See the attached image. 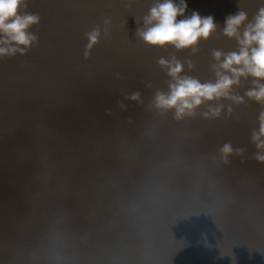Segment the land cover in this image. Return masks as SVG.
Segmentation results:
<instances>
[{
	"label": "water",
	"instance_id": "1",
	"mask_svg": "<svg viewBox=\"0 0 264 264\" xmlns=\"http://www.w3.org/2000/svg\"><path fill=\"white\" fill-rule=\"evenodd\" d=\"M161 2L21 8L40 19L30 46L0 43L18 49L0 55V264H264V148L253 140L264 102L247 96L264 80L240 77L180 118L155 104L175 82L161 58L179 61L181 78L231 77L220 65L240 45L225 19L246 13L242 38L264 0H185L178 20L197 11L217 25L185 49L138 35Z\"/></svg>",
	"mask_w": 264,
	"mask_h": 264
},
{
	"label": "clouds",
	"instance_id": "2",
	"mask_svg": "<svg viewBox=\"0 0 264 264\" xmlns=\"http://www.w3.org/2000/svg\"><path fill=\"white\" fill-rule=\"evenodd\" d=\"M27 8L26 0H0V33L6 37L0 43L14 42L16 45L28 47L37 37L30 35L28 29L31 25L39 23L36 14L21 12V8ZM187 8L185 0L180 4L174 0H163L155 4L145 17L146 28L138 32L143 41L152 46L164 47L173 45L177 49H185L195 46L203 38L207 39L216 30L214 17L211 15L201 16L193 11L190 17L178 20L184 16ZM246 13L239 11L230 14L225 19L224 34L228 37H236L240 45L238 52H230L220 65L221 69L232 73L231 77L217 71L215 83H201L191 77H180L183 65L179 61L169 62L161 58L158 63L168 68V75L174 83L169 84L170 91L165 94L159 92L155 97V104L160 109H176L177 118H180L187 110L201 105L204 100L211 101L222 96H228L229 90L234 84L239 83L240 77L251 76L257 80H264V8L259 10L254 23L249 24L243 32V37L238 34L239 26L246 20ZM99 30L88 34L89 47L98 42ZM17 48L0 47V55L14 54ZM21 51L23 49H20ZM214 58L219 60L222 53L215 51ZM249 98L258 102H264V84H258L256 88L247 92ZM134 94L132 99H137ZM259 131L253 133V140L258 148H264V112L260 114ZM230 145H225L223 152L230 154ZM264 160V157H257Z\"/></svg>",
	"mask_w": 264,
	"mask_h": 264
}]
</instances>
